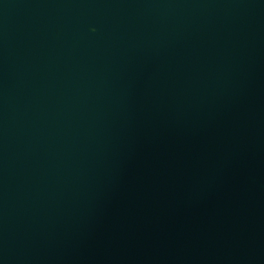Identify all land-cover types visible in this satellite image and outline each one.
Segmentation results:
<instances>
[{
    "label": "water",
    "instance_id": "obj_1",
    "mask_svg": "<svg viewBox=\"0 0 264 264\" xmlns=\"http://www.w3.org/2000/svg\"><path fill=\"white\" fill-rule=\"evenodd\" d=\"M0 264H264V0H0Z\"/></svg>",
    "mask_w": 264,
    "mask_h": 264
}]
</instances>
